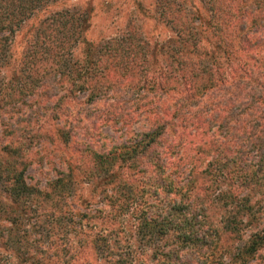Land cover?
<instances>
[{
	"label": "trees",
	"instance_id": "16d2710c",
	"mask_svg": "<svg viewBox=\"0 0 264 264\" xmlns=\"http://www.w3.org/2000/svg\"><path fill=\"white\" fill-rule=\"evenodd\" d=\"M55 1L57 0H0V34L3 31L9 33L17 28H23L27 21L32 20L30 17L36 11ZM201 1L206 16L202 18L197 11L180 0H155L160 18L169 24L173 34L161 45L145 43L136 44L135 47L133 45L124 53L127 63H121V54L127 44L126 31H122L119 37L109 43L88 42L82 35L88 26L87 11L79 9L55 11L32 27L30 41L19 59V68L12 75L16 83L12 87L1 84L0 92L3 93L4 99L0 103L11 101V94L27 97L35 89H45L56 81L66 83L69 93L71 89L76 92L86 90L88 102H91L104 88L101 85L105 84L109 76L108 66L113 72L121 75V70L129 69L130 74L141 73L143 68H146L144 66L155 64L154 67L159 70L158 77L166 80L171 78L174 85H180L183 100L185 98L193 100L197 93L214 86L219 90H228L234 86L236 92L242 84L246 86L255 83L259 84L263 91L256 93L257 95L252 94L249 98L252 103L264 106V81L257 80L259 75L264 76V72L253 76L246 67V62L237 54L239 49L246 51L251 43L247 33L244 34L242 31L245 21L243 16L245 18L246 14H249L251 18L254 17L256 8L260 7L258 10L262 11L263 5L258 6V3L263 1L253 0L256 1V8H251V3L247 5V0ZM247 9L250 11L245 14ZM195 20L199 23H194ZM29 23L32 24L33 21ZM27 29L29 30V27ZM203 32L206 34L204 37ZM6 39L7 35H0V68L9 62ZM78 45L81 48L76 53ZM104 54L110 59L106 64L102 60ZM118 54L121 56H117ZM114 55L117 57L114 58ZM147 57H151V60ZM189 58H195L198 62L195 63ZM261 59L264 61V56ZM260 63L262 64V60ZM2 81L0 77V83ZM164 84V80L157 82L156 88L162 90ZM140 86L148 88L146 84ZM250 104L251 102L241 107L236 106L240 109L236 115L247 112ZM245 122L246 128L248 124L251 127V122ZM236 128L244 129L239 124ZM258 130L260 132L254 137L252 135L245 137V145L237 143L236 152L233 154L227 155L228 152L226 156L220 157L221 155L217 153L222 164L226 166L220 169L217 177L213 175L215 179L212 183L209 181L208 189L195 182L199 173L209 174L208 163L206 169L199 173L196 171L192 175L190 170L189 176L184 177L183 181H180L182 174L176 164L173 165L175 170L167 169L162 154L167 155L168 159L174 156L175 138L167 146L159 145L158 137L165 132L162 125H154L133 143L117 144L111 146L104 154L91 155L95 170L100 174L94 177L95 182L99 178L96 183L101 185L97 193L101 198L102 195L105 196V201L109 198L105 192L106 187L112 190L111 194H118V191L114 193V190H120V186L126 184L124 181L118 183L112 180L114 166H120L126 161V167L132 173H137L136 180L140 181L143 178L139 191L145 193V196L141 197L142 195L134 194L131 189L130 191L126 189L124 199L128 202L126 207L130 202V221L135 240L143 247L144 253L141 255L149 253L146 263L150 261L152 264H247L253 255L263 248L264 123ZM162 147L165 151L158 149ZM150 148L152 153L148 155L146 150ZM243 148L246 150L242 151ZM249 149L255 157L256 164L252 167L243 164L245 160L242 161L241 158ZM138 156L150 159V166L154 169L152 177H146L143 175L144 171L136 167ZM175 158L177 161L180 159L176 156ZM242 169L245 172L240 174ZM20 172L15 173V177L8 183L5 189V204L0 207V245L12 248L15 255L21 241L39 243L49 238L52 230H46L49 222L45 214H43L45 219L35 224L41 227L37 237H33L31 231H22L24 233L17 235L14 230L18 224V215L15 214L17 204H22L23 200L32 197L31 205H35L36 202L38 205L42 203L43 209L48 205H60L56 211L57 215L53 210L51 216L57 218V222H62V225L68 227L71 234L75 235L74 245L70 248L75 249L77 253L74 259L51 261L52 255L58 256L67 251V248L57 250L55 247L52 252L45 250L43 257H35L33 261L31 255L28 256L22 251L17 254L21 264L24 261H27V264H83L85 258L82 246L78 242L79 236L90 243L93 251L100 254L101 264H132L136 259H116L113 246L103 233L104 229L96 227L89 220L92 218L91 214L73 211L66 207V203L60 201L59 191L65 188V181L56 179L51 186L54 187L55 184L58 186L50 193H42L27 187L20 175L17 177ZM214 181L222 182V186H213ZM2 197L0 195V203ZM105 204L108 206L107 202ZM99 212L102 214L103 210L100 209ZM82 218L89 221H82ZM3 221L5 225L1 224ZM74 226L77 228H72ZM1 262L0 260V264Z\"/></svg>",
	"mask_w": 264,
	"mask_h": 264
},
{
	"label": "rangeland",
	"instance_id": "374dc122",
	"mask_svg": "<svg viewBox=\"0 0 264 264\" xmlns=\"http://www.w3.org/2000/svg\"><path fill=\"white\" fill-rule=\"evenodd\" d=\"M180 1L197 11L199 17H206L201 0ZM262 1L258 3V6L263 5L262 11L258 10L260 7L256 8V1H246L247 5L251 3V8H256L254 17L246 14L249 13V9L245 12V18L243 16L245 21L242 31L244 34L247 33L251 43L246 51L241 49L237 51L253 76L264 72V61L261 59L264 56V0ZM156 6L155 0H57L42 7L30 17L32 20L27 21L23 28H17L9 33L3 31L0 34L7 35L6 43L9 49V62L0 68V77L3 80L0 86L4 84L5 87H12L16 83L12 75L19 68V59L30 41L32 27L55 11L74 9L87 11L88 26L82 35L88 42L109 43L119 37L122 31H126V48L122 56L120 54L117 56H121V63H127L124 53L133 45L134 47L142 43L161 45L171 38L173 31L169 24L162 21ZM31 21L32 24L29 23ZM193 22L199 23L198 20ZM205 35L203 32V37ZM80 48L78 45L75 52L78 53ZM117 56L114 55V58ZM147 58L151 60V57ZM189 59L198 62L195 58ZM102 60L106 64L110 59L104 54ZM154 65L144 66L146 68H143L141 73L130 74L129 69L121 70V75L113 72L108 66L109 76L105 84L101 85L104 88L91 102H88L86 90L76 92L71 89L69 93L66 83L56 81L45 89H35L27 97L11 94V101L0 103V195L3 196L0 207L5 204V189L8 183L19 171L21 172L17 177L20 175L27 187L42 193H50L57 187L58 184L51 186L56 179L63 180L66 186L59 191L60 201L66 203V207L73 211L91 214L92 218L89 220L96 227L104 229L103 233L113 246L116 259L136 258L132 264H152L150 261L146 263L149 253L141 255L144 253L143 247L135 240L130 221V202L126 207L128 202L124 199L126 189L129 191L131 189L134 194L142 195L141 197L145 196V193L139 191L143 178L140 181L136 180L137 173H132L126 167V161L120 166H114L112 180L118 183L124 181L126 184L120 186V190H114V193L118 191V194H111L112 190L106 187L105 192L109 198L105 201V196L102 195L101 198L97 193L101 185L96 183L99 178L95 182L94 177L100 174L95 170L91 155L104 154L111 146L117 144L133 143L154 125H162L165 132L158 137L159 145L167 146L175 138L174 156L168 159L167 155L162 154L167 169L175 170L173 165L176 164L182 174L180 181H183L189 176L190 170L192 175L196 171L199 173L206 169L208 163L209 174L199 173L195 179L196 183L208 189L209 181L212 183L215 179L213 175L217 177L220 169L226 166L222 164L218 154L223 157L228 152L227 155L236 152V144L245 145V137L249 135L254 137L264 123V117L260 118L264 116V106L259 101L257 102L260 105L252 103L249 98L250 95L263 91L259 84L249 83L246 86L242 84L236 92L234 86L228 90H219L214 86L197 93L193 100L192 98L183 100L180 85H174L171 78L166 80L158 77L159 70ZM162 65L160 62V66ZM162 78L165 81L164 88L158 90L156 84L162 82ZM257 80L264 81V76L259 75ZM139 83L146 84L148 88H143ZM3 99V93L0 92V101ZM249 102L251 104L246 109L247 112L236 115L239 109L237 107ZM245 121L251 122V127L248 124L246 128ZM238 124L244 129H237ZM158 149L165 151L163 147ZM151 151L152 148L146 150V153L149 155ZM246 152V155L241 156L242 161L245 160L243 164L252 167L256 164L255 157L251 149ZM175 156L180 159L177 161ZM135 163L136 167L144 171L143 175L146 177L154 175L149 158L138 156ZM243 172L244 169L240 174ZM214 183L213 186H222L220 181ZM31 198L28 197L22 204H17L15 214L18 215V224L13 226L17 235L31 231L33 237H37L41 227L35 224L44 220L46 215L49 222L46 230L52 232L43 242L21 241L15 255L12 248L0 245L1 264H21L17 254L22 251L28 256L31 255L35 261V257L41 258L45 250L52 252L55 247L57 250L67 248V251L62 250L66 252L58 256L52 255L51 261L76 258L75 249L70 248L74 245L75 235L71 234V230L64 227L62 222H57V218L51 216L53 210L57 215L56 211L60 205H48L43 209L42 203L38 205L36 202L35 205H31ZM29 209L31 211L28 212ZM100 209L103 210L102 214L99 212ZM81 220L89 221L86 218ZM1 224L6 223L3 221ZM78 240L84 253L83 264H101L102 257L92 250L90 243L80 236ZM143 256L144 258H141ZM23 264H27V261ZM247 264H264V246Z\"/></svg>",
	"mask_w": 264,
	"mask_h": 264
}]
</instances>
